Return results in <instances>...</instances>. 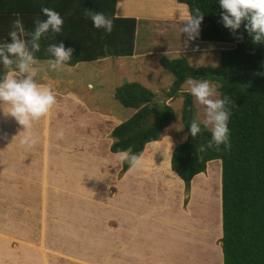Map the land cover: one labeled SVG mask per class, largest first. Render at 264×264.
Listing matches in <instances>:
<instances>
[{"label": "rangeland", "instance_id": "374dc122", "mask_svg": "<svg viewBox=\"0 0 264 264\" xmlns=\"http://www.w3.org/2000/svg\"><path fill=\"white\" fill-rule=\"evenodd\" d=\"M125 1L146 12L156 6V0ZM157 4L162 8L177 5L174 0H158ZM142 21L138 20L136 38L140 55L131 63L128 57H108L111 62L83 61L52 70L46 62L51 75L57 74L58 78L47 84L56 103L46 116L32 122L31 129L24 130L0 107V264H221L220 165L218 160L208 161L205 171L192 180L187 204L183 203L184 195L181 203L179 182L168 165L172 147L185 137L180 121L181 96L167 97L172 76L157 59L160 55H184L192 66L214 67L219 64V50L229 44L200 41L197 35L189 39L179 34L175 22L170 26L168 21L164 25L151 21L154 28L162 29L158 33L140 26ZM142 50L149 52L143 55ZM37 68L38 75L44 74ZM68 79L69 87L81 100L59 93L66 89L63 83ZM134 79L151 90L157 102L169 104L174 111V119L162 130L160 139L146 144L141 154L144 165L132 174L143 179L135 180L133 190L147 189L143 201L146 205L159 201L158 194L152 192L156 184L161 182V193L167 191L166 207L148 208L159 222L162 217L157 212L168 218L172 227L162 224L160 231L145 217L135 223L133 213L138 206L133 196L127 198L125 194L131 191L119 189L120 162L116 153L108 150L110 128L132 112L114 99L112 91ZM187 80L179 90L189 92ZM214 98L218 99V92ZM191 99L194 117L203 120L204 106L192 95ZM60 132L62 136H58ZM29 133L30 140L22 143ZM142 216L149 214L144 211ZM139 221L143 226L148 223L153 233L157 231L160 247L150 242L142 253L134 248L128 231L135 229ZM214 234L215 240L208 238L210 242L201 246L205 251L181 254L191 247L198 249L197 239L204 241L206 235Z\"/></svg>", "mask_w": 264, "mask_h": 264}, {"label": "trees", "instance_id": "16d2710c", "mask_svg": "<svg viewBox=\"0 0 264 264\" xmlns=\"http://www.w3.org/2000/svg\"><path fill=\"white\" fill-rule=\"evenodd\" d=\"M14 1L0 0V45L11 42L9 32L15 19L21 20L26 31L34 30L36 17L46 19L42 10L37 12L29 5L15 6ZM107 1L108 10L99 12L113 19L111 33L95 28L91 19L85 17V11L61 14L64 20L61 33L49 31L41 37L40 50L34 53L36 60L53 59L47 47L59 43L66 49H74L65 65L105 56L131 55L135 18L113 16L114 0ZM175 1L186 5L189 15H194L196 8L203 13L198 40L226 43L229 47L219 50V64L215 67L192 66L182 55L158 58L159 65L172 76L167 97L181 96L180 121L185 130L184 139L171 149L169 168L182 181L183 203H186L192 176L203 172L208 161L218 160L221 264H264V41L253 42V34L245 28L247 20L236 30L225 27L222 14L226 10L219 0ZM7 71L1 62L0 79ZM190 78L215 82L218 99L231 98L232 103L226 105L231 112L230 147L221 144L201 151V145H207L211 139V132L203 125L196 138L190 135V124L196 119L192 99L189 92L179 90ZM153 95L137 81L114 87V99L133 112L111 128L112 140L108 145L111 153L129 151L140 155L147 143L160 139L162 130L174 119V111L169 104L157 102ZM129 167L128 162L120 163L119 175Z\"/></svg>", "mask_w": 264, "mask_h": 264}, {"label": "clouds", "instance_id": "9594fccd", "mask_svg": "<svg viewBox=\"0 0 264 264\" xmlns=\"http://www.w3.org/2000/svg\"><path fill=\"white\" fill-rule=\"evenodd\" d=\"M219 3L226 10L222 14L225 27L236 30L242 21L247 20L245 28L249 34H253V42L264 41V0H219ZM42 13L46 19L36 17L33 31H26L21 20L15 19L9 32L11 42L0 45V62L4 68L9 69L0 79V107H3L6 115H11L24 126V130L31 129L32 122L46 116L56 103L50 86L37 82L39 70L35 66L37 60L34 53L40 50L39 41L42 36L49 31L53 34L61 33L64 20L58 12L47 7H42ZM84 15L91 19L95 28H103L108 33L113 30V19L103 13L86 9ZM181 20L186 21L181 32L187 33L189 39H194L198 35L203 13L196 8L194 15ZM46 51L53 57L48 61L50 69L60 70L71 60L74 49H66L63 43H59L50 44ZM187 85L195 101L204 106V118L193 119L190 124V135L196 138L201 132V125L211 132V139L207 145H201L200 150L204 151L205 148L211 149L214 146L218 148L221 144L230 147L228 122L231 112L226 105L232 103L231 98L224 96L223 99H215L217 85L208 80L197 82L190 78ZM62 135V132L58 133V136ZM29 140L30 133L22 139V143ZM115 158L121 164L128 162L130 170L144 165L141 155L129 151H118Z\"/></svg>", "mask_w": 264, "mask_h": 264}, {"label": "crops", "instance_id": "0c3cea01", "mask_svg": "<svg viewBox=\"0 0 264 264\" xmlns=\"http://www.w3.org/2000/svg\"><path fill=\"white\" fill-rule=\"evenodd\" d=\"M1 1L4 2V0H1ZM157 3H158V0H156V6H154V8L151 10V12H146L144 10L140 11L141 9H143V8H141V6L140 7L132 6L130 4V2H128V1H125V0H114L113 16H116V17L128 16V17L135 18V32H134V44H133L132 54L128 55V56H125V55L124 56H105V57H102V58H99V59H96V60L108 61L107 60L108 57H116V58H118V57H128V58L131 59V61L129 62V63H131V62H133L132 59H138L139 58L138 56L140 55L139 51L136 52V38H137V34H138V25H139V24L137 25L138 20H143L142 23L140 24V26L141 25L142 26L145 25L148 30H149V28H150V30L155 29L158 33H160L162 31V29L160 27H155L154 28L152 26V24H150L151 21H159V23L163 22L162 23L163 25L166 24V21H168L167 24H169L170 26H172L173 23L175 22V24L180 27V29L178 28L179 34L180 35H187V33L186 34H182L183 32H181V28H183L185 26V24H186V21H182L181 19L182 18H186V17L189 16L186 5H184L182 3H178V2L175 1V3L177 4L176 6H170L169 8L168 7L162 8V5L161 4H157ZM14 4H15V6L16 5L17 6H21V5L27 6V5H29L33 9H37L36 10L37 12H40V10H42V7H47L49 9H52V5H53V9L54 8L59 9V11H57V12H59L60 15L61 14H70L72 12H83L86 9L94 11V12L107 11L108 10V1L107 0H15ZM154 23L155 22H153V24ZM153 40L154 39L152 38V41ZM152 43H153L152 44L153 47L154 46L156 47L157 42L153 41ZM147 52H149V51L148 50H142L141 53L144 55ZM182 54H186V53H182ZM145 55H147V54H145ZM148 55H149V53H148ZM160 56H162V55H160ZM182 56H184V55H182ZM136 57H138V58H136ZM170 58H172V57H170ZM37 61H41L42 63L44 62V64H43L44 66L42 64H40L41 62H37V64L35 66L36 67L38 66L40 69H42L41 72L45 71V72H43L44 74L38 75V80H37L38 83L50 84L48 82V80L53 81V79H56V80L58 79L57 78V74L51 75V72L49 71L50 69H48L49 67H46L47 64H45V63L48 62L49 60H37ZM92 61H94V60H92ZM157 61H158V59H157ZM81 62H83V61H81ZM108 62H111V61H108ZM69 66H73V65H69ZM125 68L126 67H124V69ZM122 69H123V67H122ZM131 69L133 70V68L130 67V71H132ZM134 80H136L137 82H139L140 84H142L144 86V84L142 82H140L138 79H134ZM67 81L68 82L63 83L64 84L63 88H66V89H62L63 93H61V92H59V93L63 94L65 96V98L76 99L78 101L81 100V97L77 93H74L72 91V89L69 87L70 80L68 79ZM112 93H113V91H112ZM132 112H133V110H132ZM102 114H105V113L102 112ZM119 122L120 121H118L117 123H119ZM117 123H115L114 125H116ZM111 128H110V130H111ZM110 130H109V132H110ZM111 140H112V138H110L109 143L111 142ZM145 146H144V148H145ZM168 165H169V163H168ZM119 167H120V164H119ZM172 173L175 175L176 179L179 182L180 192H181L179 200H181V203H182V196H183L182 181L173 171H172ZM132 174H135V169H131L130 170V167H129L125 172H123L119 177H117L118 178L117 182H118V185H119L118 186L119 189L121 188L122 190H125V191H131V192L125 193V194H127V198H129L130 196H133L135 198V201H134L135 205L138 206L137 210L135 211V213H133L134 214V218H135L134 219L135 223H136V221L139 220V218L143 219L142 217H145V218L148 219V221H153V224H155V227L159 231L162 229V227H161L162 224L166 228L169 227V226L171 228L172 226L168 223L169 222L168 218L167 219L163 218L164 216H162L160 212H157V216H161L162 217L160 219L161 221L159 222L157 220V217L155 218V217L151 216L150 211H148L149 210L148 208H151V210H153L155 208V206H156V208L158 210H160L161 207L164 208V207L167 206L165 204V201H164V198H166V196H168L167 195V191L163 188L164 191H162V193H161L159 191V189H158L159 186L161 185V182L156 184V186H155V188L153 190L151 189L152 192H155V194H158L157 198H158L159 201H155V203L153 205H146L145 202H143V201H145L144 200L145 196H146V199H147V195H146L147 193L145 192V191H147V189L146 190L138 189V190L134 191L133 189H134V186H135V183H134L135 180L137 178L138 179H142V178H141V176H136V175H132ZM197 174H202V172L197 173ZM197 174L193 175L192 178L190 179L188 199H189V195H190V188H191L192 180L195 178V176ZM130 175H132V176H130ZM129 181H132V182L129 183ZM141 187L145 188V185H142ZM140 190H143V191H140ZM190 198H191V196H190ZM139 204L142 207L139 206ZM186 204H187V202H186ZM186 204H185V206H186ZM218 204L220 205V168H219ZM144 211H146V213H148L149 216H142ZM166 221H167V223H166ZM147 224L148 223H145V226H143V224H140V221H139L138 225L136 224V228L135 229H133L132 231L131 230L128 231V234L133 239V246H135L134 248L139 249L141 253L143 252L142 250H147L145 248L148 247L147 245L150 242H152L150 245H152L153 243H154V246L155 245H157V246L159 245L158 247H160V245H161L157 241V239H158L157 235L159 236V234H157V231L155 233H153V229L148 230L149 227L146 226ZM206 224H209V223L206 222ZM219 227H220V233H219V237H220L221 236V212H220V224H219ZM205 229L206 230L207 229L208 230H212L213 229L215 231L214 228L207 227ZM214 231H213V233H214ZM216 234H218V233H216ZM216 234H214V236H212V237L211 236L208 237V235H206V237H204V239L206 241L205 240L202 241L201 239H197L196 243H197V248L198 249L195 250L193 247H191V248H189V251L186 252V253H183V251H180L181 254L182 255H186L187 253L192 252V251H200V250L205 251V248H203V247L206 246V244H207L206 242H208L209 240H215L216 239V237H215ZM208 238H209V240H208ZM171 242L172 241H170L169 244H171ZM173 243H174L173 244L174 246H179L176 242H173ZM202 245H203V247H201ZM185 246H187V245H185ZM220 254H221V251H220ZM135 255H137L136 251H135ZM151 256H152V258H154L153 255H151ZM156 257H158V256H156ZM139 258H145V257H139Z\"/></svg>", "mask_w": 264, "mask_h": 264}]
</instances>
